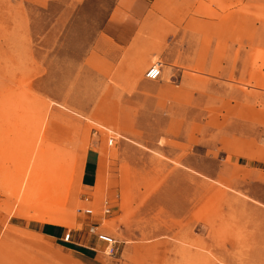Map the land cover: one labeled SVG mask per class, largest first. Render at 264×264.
<instances>
[{
  "label": "rangeland",
  "instance_id": "1",
  "mask_svg": "<svg viewBox=\"0 0 264 264\" xmlns=\"http://www.w3.org/2000/svg\"><path fill=\"white\" fill-rule=\"evenodd\" d=\"M113 4L0 0V264H264V0H190L180 85L90 56Z\"/></svg>",
  "mask_w": 264,
  "mask_h": 264
},
{
  "label": "crops",
  "instance_id": "2",
  "mask_svg": "<svg viewBox=\"0 0 264 264\" xmlns=\"http://www.w3.org/2000/svg\"><path fill=\"white\" fill-rule=\"evenodd\" d=\"M189 9L190 0H114L90 56L109 57L121 73H144L155 58H160L162 74L180 85L191 64ZM149 85L148 80L143 81L141 90ZM99 161V151L89 148L83 186H96Z\"/></svg>",
  "mask_w": 264,
  "mask_h": 264
},
{
  "label": "built area",
  "instance_id": "3",
  "mask_svg": "<svg viewBox=\"0 0 264 264\" xmlns=\"http://www.w3.org/2000/svg\"><path fill=\"white\" fill-rule=\"evenodd\" d=\"M145 76L151 80L159 79L162 76V65H161V63L156 62V63L152 64L147 69ZM112 142H113V140H111L110 144H112ZM88 212H91V210H88ZM92 229L95 230V228H92ZM70 236H71L70 233H68L66 236V240H69ZM99 239H101L102 241L109 244L111 253H113L115 251L116 240L113 237L101 233V234H99Z\"/></svg>",
  "mask_w": 264,
  "mask_h": 264
}]
</instances>
